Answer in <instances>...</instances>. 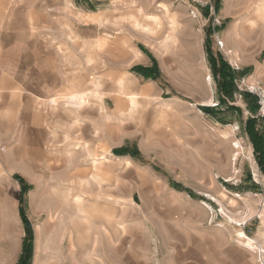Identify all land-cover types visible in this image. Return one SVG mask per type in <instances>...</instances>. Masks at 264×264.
Masks as SVG:
<instances>
[{"label":"rangeland","instance_id":"obj_1","mask_svg":"<svg viewBox=\"0 0 264 264\" xmlns=\"http://www.w3.org/2000/svg\"><path fill=\"white\" fill-rule=\"evenodd\" d=\"M153 1V9L143 13L136 7L137 0H99L96 7L102 15H92L105 33L137 38L139 43L134 47L142 54L139 62L153 55L160 69L154 79L155 92L146 97L133 118L120 117V144L111 138L108 141V133L105 137L109 159L104 168L109 177L100 185L97 201H119L118 213L111 220L107 214L98 213L91 228L85 226L71 238L70 231L76 226L67 220L69 206L65 202L70 195L64 194L68 188L73 194L77 178L87 176L84 173H88L92 157L101 153L98 148L102 143H66L67 137L60 136L59 144L44 146L45 151L53 149L58 155V168L48 152L40 153L30 144L13 147L0 143V264H17L28 236L18 212L20 184L15 175L30 186L25 194L33 240L30 264L35 257L37 227L46 231L42 244L49 243L43 264H261L257 252L264 249V174L244 130L251 113L246 111L244 94L239 97L235 91L231 98L217 90L205 46L182 32L186 28L204 36L209 29L212 52L226 62L237 63L235 77L246 76L263 87L264 46L244 51L251 61L244 62L241 54L235 61L236 51L227 47L222 37L228 22L223 16L226 0H159L168 2L164 10ZM75 3L77 7H92L88 0ZM79 14L75 8L74 24ZM148 16H156L157 23L148 21ZM133 17L138 26L134 27ZM96 28L89 27L91 31ZM69 30L73 33L71 26ZM168 34L176 39L164 45ZM93 49L92 45L88 48L92 63ZM126 55L122 52L125 92L136 93L134 76L128 72L137 62L130 63L131 57ZM207 75L209 85L204 81ZM109 90L107 87L105 100L98 91L102 97L98 101L90 88L87 102L104 110L102 103L106 107L113 103ZM122 96L120 93L115 101L119 111L124 109ZM220 97L224 104H219ZM210 98L211 102L201 103ZM251 117L261 119L256 113ZM97 118L91 115L89 121L98 125ZM108 129L113 131V127ZM224 131L230 133L228 138L221 135ZM115 145L128 147L129 152L114 155L109 147ZM80 191L88 199L87 191Z\"/></svg>","mask_w":264,"mask_h":264},{"label":"crops","instance_id":"obj_2","mask_svg":"<svg viewBox=\"0 0 264 264\" xmlns=\"http://www.w3.org/2000/svg\"><path fill=\"white\" fill-rule=\"evenodd\" d=\"M88 2L92 7H77L75 0H0V143L17 144L13 147L30 144L40 153L48 152L56 168L59 166L58 155L53 154V149L45 151L44 146L59 144L60 136L67 137L66 143L90 140L102 143L98 148L101 153L92 157L88 173H84L87 176L77 178L73 194L70 193V188L64 194L70 195V199L65 202L69 206L67 220L72 227L76 226L70 231L71 238L81 228H91L92 218L98 213L107 214L109 220L118 213L119 201L112 200L105 204L97 201L99 187L109 177L104 168L109 159L105 152L108 150L105 137L108 133V141L112 139L120 144V117L122 120L133 118L139 106L147 100L146 97L155 92L156 87L153 70L151 77H146L137 69V66L152 67L153 59L156 58L152 55L148 60L139 62L142 54L135 48L139 40H133L130 36L122 37L119 33H105L99 21L92 18L94 14L102 15L96 7L99 0ZM153 2L163 5L160 7L163 10L165 5H169L167 1ZM137 3L136 7H140L143 13V10L153 9L154 3H150V0H137ZM75 8L80 14L78 23L74 24ZM223 16L228 22L222 37L226 46L236 51L233 58L237 61L241 54L244 62L251 61L250 58H245L244 51L254 46H264L261 41L264 37V0H226ZM70 26L73 33L69 30ZM90 26L97 28L91 31ZM135 32L138 36L137 30ZM182 33H188L203 46L205 38L210 36L209 29L205 30L204 36L194 30L187 32L186 28ZM91 45L94 47L93 63L89 61L91 52L88 48ZM133 48L136 49L134 52ZM122 52L131 57L130 63L137 62L129 67L128 72L134 76L132 81L138 96L137 107L132 113L128 112L130 108L126 101L125 88H119L118 83L123 79ZM204 81L209 85L210 80L207 82L204 77ZM107 87L112 89L108 92V98L113 100L112 105L106 107L102 103V110L87 102L90 99V88L97 91V95L95 92L91 93L92 97L100 101V93L105 100ZM120 93L123 94L120 101L124 106L121 111L115 103ZM205 102H211V98L201 103L206 104ZM91 115L98 117V125L91 124ZM256 126L263 130L264 120L256 119ZM112 127L113 131L108 129ZM229 134L224 131L221 135L228 138ZM233 140H230V146L234 149ZM85 146L90 148L89 144ZM112 148L117 149V146L109 147V150ZM94 160H97V166H94ZM230 161L233 164L232 155ZM96 171L100 177L93 179L92 173ZM81 172H85V169ZM80 189L87 191L90 200L86 199ZM37 232L33 264H43V258L49 251V243L42 244L41 241L43 234L46 236V231L43 232L37 227ZM96 241L95 236L94 243Z\"/></svg>","mask_w":264,"mask_h":264},{"label":"trees","instance_id":"obj_3","mask_svg":"<svg viewBox=\"0 0 264 264\" xmlns=\"http://www.w3.org/2000/svg\"><path fill=\"white\" fill-rule=\"evenodd\" d=\"M214 3L215 7L218 8V2L214 1ZM205 51L207 54L208 63L211 68L212 74L217 79V90L222 93L223 96L232 98V95L235 92L234 78L236 74L234 70L231 68L229 63L222 58V56H220L219 54H214L212 52L208 36L205 38ZM137 69L141 71V73H143V75H145L146 77H151V70L154 71L155 78L158 77L160 74L155 59H153L152 67L147 68L137 66ZM244 100L247 102V110L251 113V115H254L257 110L255 98L248 94H244ZM224 103L225 101L223 100V97H220L219 104ZM233 109L238 110L239 108ZM204 110L208 113L216 115L214 110L207 108H204ZM251 115L248 116L244 122V130L247 133L248 138L252 144L253 153L257 165L260 168L262 174H264V129L260 130L257 128L256 119L251 117ZM128 152L129 148L124 146L113 150V153L116 155H124ZM14 177L18 180L20 184L18 196V212L24 224L25 231L28 235L23 242L21 256L19 257L17 264H30L32 258L33 240L31 227L25 213V194L29 190L30 186L25 182L22 177L18 175H15Z\"/></svg>","mask_w":264,"mask_h":264},{"label":"built area","instance_id":"obj_4","mask_svg":"<svg viewBox=\"0 0 264 264\" xmlns=\"http://www.w3.org/2000/svg\"><path fill=\"white\" fill-rule=\"evenodd\" d=\"M191 13L195 15L193 11H191ZM217 44L219 46H222L221 41H217ZM229 65L234 70L239 69L237 63L235 62L234 63L230 62ZM234 84H235L236 95L241 97L243 94L246 93L255 98V102L257 105L256 117L264 119V87L256 81H252V82L248 81L246 76L235 77ZM214 104L217 105V103Z\"/></svg>","mask_w":264,"mask_h":264},{"label":"bare ground","instance_id":"obj_5","mask_svg":"<svg viewBox=\"0 0 264 264\" xmlns=\"http://www.w3.org/2000/svg\"><path fill=\"white\" fill-rule=\"evenodd\" d=\"M139 12H140V10H139ZM141 14V13H140ZM135 17V16H134ZM133 17V24H134V27L135 26H138V20L136 19V18H134ZM98 18V17H97ZM146 19H149V21H151V22H154V23H157V18H156V16H148ZM96 20V19H95ZM139 24H140V22H139ZM144 26V25H143ZM147 30V29H146ZM175 37L172 35V34H168V35H166V37H165V40H164V42H163V44L164 45H168V43H170V42H174L175 41ZM165 49H168V48H165ZM206 79H207V82L210 80V76L209 75H207L206 76ZM119 88H125V80L124 79H120L119 80ZM95 94H96V92H95ZM97 95V94H96ZM95 96V95H94ZM126 101H127V103H128V105H129V108H130V110H128V112L130 111V113H132V112H134V110L136 109V107H137V103H138V96L134 93V94H127V96H126ZM129 114V113H128ZM236 142H238L239 143V141L237 140ZM241 148H242V146H241ZM93 164H94V166H97V160H95V161H93ZM255 172H254V175L255 176H257V174H256V170H254ZM98 177H100V175L98 174V172L96 171V172H93L92 173V178L93 179H97ZM101 179V178H100ZM222 196H223V194H222ZM208 205V204H207ZM210 209V208H209ZM244 244H245V246H247V247H249V248H252L253 247V244L252 243H249V242H244ZM248 248V249H249ZM258 253V255H260V256H258L257 255V258H259L260 260H262V262H261V264H264V261H263V254H264V249H259V251L257 252Z\"/></svg>","mask_w":264,"mask_h":264}]
</instances>
